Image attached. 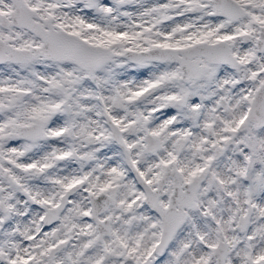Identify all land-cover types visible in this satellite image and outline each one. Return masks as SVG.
<instances>
[{
  "label": "snow or ice",
  "instance_id": "obj_1",
  "mask_svg": "<svg viewBox=\"0 0 264 264\" xmlns=\"http://www.w3.org/2000/svg\"><path fill=\"white\" fill-rule=\"evenodd\" d=\"M0 264H264V0H0Z\"/></svg>",
  "mask_w": 264,
  "mask_h": 264
}]
</instances>
